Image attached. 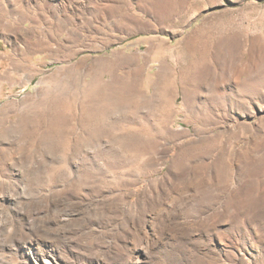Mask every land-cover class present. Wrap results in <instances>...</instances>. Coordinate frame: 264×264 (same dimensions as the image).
<instances>
[{
    "label": "rangeland",
    "instance_id": "1",
    "mask_svg": "<svg viewBox=\"0 0 264 264\" xmlns=\"http://www.w3.org/2000/svg\"><path fill=\"white\" fill-rule=\"evenodd\" d=\"M46 260L264 264V0H0V264Z\"/></svg>",
    "mask_w": 264,
    "mask_h": 264
},
{
    "label": "bare ground",
    "instance_id": "2",
    "mask_svg": "<svg viewBox=\"0 0 264 264\" xmlns=\"http://www.w3.org/2000/svg\"><path fill=\"white\" fill-rule=\"evenodd\" d=\"M170 53V52H169ZM120 83V82H119ZM135 87V86H134ZM244 124V123H243ZM186 131V130H185ZM175 132H177V131H175ZM184 133V132H183ZM189 133V132H188ZM165 134V133H164ZM167 134V133H166ZM170 134V133H169ZM174 134V133H173ZM182 135V134H181ZM185 135H186V133H185ZM184 136V135H183ZM163 152L164 153H166V154H168L169 153V151H168V149L166 148V147H163ZM160 152V151H159ZM164 181L166 180H169V175L168 176H166L164 179H163ZM138 205H136V206H133V208H135V207H137ZM119 208H121V210H122V212L124 213V214H126V215H129V213H130V209H128L127 207H125V206H122V207H119ZM46 264H51V262L49 261L48 262V260H46Z\"/></svg>",
    "mask_w": 264,
    "mask_h": 264
}]
</instances>
